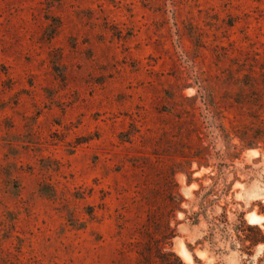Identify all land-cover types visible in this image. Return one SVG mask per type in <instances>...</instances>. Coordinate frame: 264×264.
<instances>
[{
    "label": "rangeland",
    "instance_id": "rangeland-1",
    "mask_svg": "<svg viewBox=\"0 0 264 264\" xmlns=\"http://www.w3.org/2000/svg\"><path fill=\"white\" fill-rule=\"evenodd\" d=\"M163 235L264 264V0H0V264H154Z\"/></svg>",
    "mask_w": 264,
    "mask_h": 264
},
{
    "label": "trees",
    "instance_id": "trees-1",
    "mask_svg": "<svg viewBox=\"0 0 264 264\" xmlns=\"http://www.w3.org/2000/svg\"><path fill=\"white\" fill-rule=\"evenodd\" d=\"M240 226L241 227L246 226L247 228H249V226L244 221L240 222ZM249 229H251V228H249ZM236 230L237 229L234 228V231H236ZM254 230H257V228ZM257 232L259 233V230ZM209 237H212V233L209 235ZM160 238H161V240L159 242L156 241V243H158V244H157V248L155 249L156 250L155 254H154L155 261L153 260L154 264H180V260L175 253H173L172 251H168V252L163 253L160 249V246L169 243L167 241L172 237L167 236V235H165V236L163 235ZM258 242H259V240H256L253 238L251 240H248V243H249L248 248L254 247ZM169 245L171 246V244H169Z\"/></svg>",
    "mask_w": 264,
    "mask_h": 264
},
{
    "label": "bare ground",
    "instance_id": "bare-ground-1",
    "mask_svg": "<svg viewBox=\"0 0 264 264\" xmlns=\"http://www.w3.org/2000/svg\"><path fill=\"white\" fill-rule=\"evenodd\" d=\"M263 220V218L256 216L255 214H249L248 215V221L249 223H253L255 224L256 222H261Z\"/></svg>",
    "mask_w": 264,
    "mask_h": 264
}]
</instances>
